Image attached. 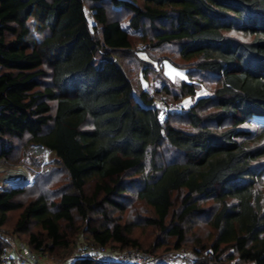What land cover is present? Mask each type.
Instances as JSON below:
<instances>
[{
	"label": "trees",
	"instance_id": "obj_1",
	"mask_svg": "<svg viewBox=\"0 0 264 264\" xmlns=\"http://www.w3.org/2000/svg\"><path fill=\"white\" fill-rule=\"evenodd\" d=\"M119 58H138L146 79L159 74L157 92L176 102L196 98V76L215 88L163 113L149 91L136 94ZM165 61L189 76L179 92ZM255 117H264V0H0V160L20 163L42 146L49 171L64 178L48 193L0 191V264L13 221L53 264H127L122 254L71 261L82 243L264 264V126ZM142 228L161 240L144 247L134 236Z\"/></svg>",
	"mask_w": 264,
	"mask_h": 264
},
{
	"label": "rangeland",
	"instance_id": "obj_2",
	"mask_svg": "<svg viewBox=\"0 0 264 264\" xmlns=\"http://www.w3.org/2000/svg\"><path fill=\"white\" fill-rule=\"evenodd\" d=\"M89 9V7H87ZM89 16H91V12L88 10ZM237 38L245 40L246 38L243 37V35L237 34ZM138 48H142V45H139ZM159 53V52H157ZM163 53V51H161ZM144 56V57H143ZM140 54V57L145 58L148 60L149 56L151 55H144ZM152 58V57H151ZM102 59H98L95 62V65L97 67L101 66ZM119 62L123 65L125 68V71L128 73L134 87L136 94H139L143 92L144 90L149 91L152 96H155L157 98L158 104L160 108H163V113L166 112L167 108L171 111H184L187 108H189L191 105L194 104L196 100H198L201 97L210 96L212 91L215 88L214 83H207L203 78L201 77L195 78L193 82L201 83L200 91L198 92L196 98H186L185 100L181 101H175L171 94L167 95L165 93H158L157 91L161 89L166 83L162 84V82H156L155 78L157 79L158 75L157 73H154L151 71L149 76L144 78L142 75L141 70L143 69L144 65L138 58H119ZM160 68V66H159ZM162 71L164 76H166L170 81L174 83L172 86L173 89L171 91L179 92V86L183 82H190L188 74L186 72L178 67L175 64H172L168 61H165L162 66ZM203 82V83H202ZM166 106V107H165ZM254 124L264 126V117H255L252 121ZM256 125V126H257ZM38 146H31L28 149V152L26 156L22 158V161L20 163H13L12 161H5L0 160V191L8 190L9 188H36L40 190L42 193H48V191H51V183H57L58 185L62 183L64 180L63 175L59 171H49L51 166V157L52 153L50 150L41 148V150H37ZM20 168H24L25 172L28 173L27 180L28 183H19L15 182L13 184H4L2 182V179L5 175L8 174V172L13 171L17 172ZM30 178V179H29ZM26 178H23V181H25ZM39 184V185H38ZM38 185V186H37ZM133 212L130 211L128 214H126L125 218L126 220H132ZM118 216V215H116ZM202 222V221H200ZM81 227V223L78 222L76 225V230H78ZM195 227V226H194ZM7 230L4 232V237L6 240V258L8 264H20L21 259H25L26 256L25 252H29L31 254H34L35 256V262L34 264H53L56 261L49 259L47 256L39 255L31 248L29 244V236L24 233H13L15 228V221H13L9 226H7ZM197 232L200 231L203 236L206 235L207 227L205 225H201L197 227ZM78 233L74 232L72 233V241L75 240ZM136 238H138L141 243L144 245V247L151 248L152 244L158 243V237L161 240V235H158V232L151 228H142L137 231H135ZM170 241V244H173ZM169 246V245H168ZM192 246V242L187 244V247ZM167 246H164L163 248L159 249L157 254L162 255L158 256L154 253H150L145 250L141 251H128L124 253H112L109 249H99V248H88L87 246L80 245L78 247V250L74 254L71 261L80 255H92L98 260L102 261H113V262H119L118 258L120 257V254L126 255L125 262L127 264H161L163 262H166L167 264H191L193 258V255L190 251V249H183L180 252H170L166 253ZM58 262V261H57ZM66 264V263H65Z\"/></svg>",
	"mask_w": 264,
	"mask_h": 264
},
{
	"label": "built area",
	"instance_id": "obj_3",
	"mask_svg": "<svg viewBox=\"0 0 264 264\" xmlns=\"http://www.w3.org/2000/svg\"><path fill=\"white\" fill-rule=\"evenodd\" d=\"M13 173H15V172H13V171L8 172L7 175H5L3 178H1L2 179V182L4 184H7L8 186H9V184H13L15 182H18V181L14 180L11 177L13 175ZM9 180H11V181L9 182ZM5 256H6V253L4 254V257ZM24 256H26V258L23 259V260L21 259V263L20 264H34V262L36 260L34 254H31L29 252H25V255Z\"/></svg>",
	"mask_w": 264,
	"mask_h": 264
},
{
	"label": "bare ground",
	"instance_id": "obj_4",
	"mask_svg": "<svg viewBox=\"0 0 264 264\" xmlns=\"http://www.w3.org/2000/svg\"><path fill=\"white\" fill-rule=\"evenodd\" d=\"M41 150V148H38L37 150ZM28 173L25 172V169L24 168H20L17 172L13 173V175L11 176L14 180L18 181L19 183H28V180H27V175ZM26 178L25 181H23V178ZM30 179V178H29ZM11 180H9L10 182Z\"/></svg>",
	"mask_w": 264,
	"mask_h": 264
},
{
	"label": "water",
	"instance_id": "obj_5",
	"mask_svg": "<svg viewBox=\"0 0 264 264\" xmlns=\"http://www.w3.org/2000/svg\"><path fill=\"white\" fill-rule=\"evenodd\" d=\"M38 147L43 148L42 146H38Z\"/></svg>",
	"mask_w": 264,
	"mask_h": 264
}]
</instances>
